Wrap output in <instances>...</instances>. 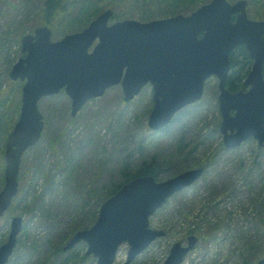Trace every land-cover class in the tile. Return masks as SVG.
<instances>
[{
    "label": "rangeland",
    "instance_id": "1",
    "mask_svg": "<svg viewBox=\"0 0 264 264\" xmlns=\"http://www.w3.org/2000/svg\"><path fill=\"white\" fill-rule=\"evenodd\" d=\"M73 1L68 0L67 18L84 0ZM93 1L100 13L109 0ZM155 2L136 6L130 3L125 18L152 19L142 13H162L166 6L163 1ZM247 2L250 18L264 17V0ZM45 4L46 0H0V99L8 96L6 106H0V124L5 125L0 127V188L5 165L2 140L11 114L18 116L23 84L21 80H11L8 74L22 56L21 36L41 24ZM188 10L180 13L193 9ZM162 15L154 18L167 16ZM114 20L112 15L110 22ZM61 22L57 26L54 22L53 40L71 27L67 19ZM217 97V78L212 76L205 82L201 99L183 108L159 131L147 125L152 107L148 84L130 101H124L120 85L111 86L103 95L89 100L75 116L70 115L71 100L64 91L40 99L38 106L45 121L41 139L23 154L19 177L22 191L12 213L7 211L0 218L1 244L7 238L10 217H22L14 252L6 264H63L70 253L77 259L68 264H97L93 255L85 254L86 243L82 241L58 256L52 254L54 244L63 246L71 236L66 232L76 218L72 214L74 207L79 210L84 206L78 215L84 222L77 229L85 228L84 224L91 225L96 220L101 202L120 181L123 166L134 170L152 163L159 169L157 180H163L199 166L197 162L213 153L215 164L208 165L207 173L173 194L150 216L149 226L163 230L165 235L130 264H161L175 242L185 243L191 229L214 226L217 232L206 240L201 238L181 264H255L264 255V221L259 224L264 219V189L260 190L264 185V154L253 140L233 149L220 146ZM241 163L250 172L247 177L239 169ZM33 241L38 244L36 252L27 253L26 247ZM128 248L127 242L120 244L113 264L125 261Z\"/></svg>",
    "mask_w": 264,
    "mask_h": 264
},
{
    "label": "water",
    "instance_id": "2",
    "mask_svg": "<svg viewBox=\"0 0 264 264\" xmlns=\"http://www.w3.org/2000/svg\"><path fill=\"white\" fill-rule=\"evenodd\" d=\"M112 14V9H105L83 29L57 40L52 39L48 25L21 36L23 56L8 74L23 84L19 113L4 144L0 217L18 191L23 153L41 138L44 120L38 102L61 89L71 100L70 115L75 116L88 100L111 86L120 84L124 101H130L149 83L153 106L147 125L158 131L176 112L198 101L205 81L216 76L224 146L234 148L253 137L264 150V17L249 18L247 0H210L187 14L147 21L110 22ZM240 45L252 59L243 81L248 89L232 92L226 86L229 55ZM203 171V167H192L163 180L152 174L131 178L100 204L94 223L75 231L63 251L84 241L85 253L93 255L97 264H113L119 245L127 242L122 264H129L165 234L149 226V217ZM21 228L22 217L13 215L7 238L0 244V264L8 262ZM196 241L191 234L186 245L175 242L162 264H180ZM255 264H264V255Z\"/></svg>",
    "mask_w": 264,
    "mask_h": 264
},
{
    "label": "trees",
    "instance_id": "3",
    "mask_svg": "<svg viewBox=\"0 0 264 264\" xmlns=\"http://www.w3.org/2000/svg\"><path fill=\"white\" fill-rule=\"evenodd\" d=\"M157 2L163 1L165 3V11L162 13H153L152 10L149 11L147 14H143L142 16H145V18H154L159 16V14H164L162 16H170L177 13H180L181 11H190L191 9H194L195 7L207 3L210 0H156ZM77 2V0H74L73 3ZM132 3L134 6L140 4H147V5H154L156 2L155 0H109L106 4V9L110 8L113 10V17L116 20L123 19L127 17L126 12L128 10L127 5ZM199 4V5H198ZM97 5L93 0H84L80 2L78 5L74 6L75 8L72 10L70 15L73 18L66 17L65 12L66 8L68 7V0H46L45 7L43 8V17L39 21L41 24H47L52 30L55 28L58 24L62 23L61 21L64 19H67L68 25L71 26L68 29V32H74L79 31L83 29L91 19H93L96 14L100 11V7L95 6ZM54 22L56 23V26L54 27ZM75 26V27H73ZM73 27V28H72ZM56 30V28H55ZM54 31V30H53ZM64 35V34H63ZM229 62H230V70L227 76L226 80V86L229 90L235 91L239 89H244L243 80L248 74L250 67H251V58L248 54V52L245 49L244 45L237 46L229 55ZM263 75H264V66H263ZM7 95L4 96L2 99H0V106L3 107V105L6 106L7 101ZM13 113V112H12ZM181 114V111L176 114V117ZM16 113L11 114L9 119V124L6 129V131H10L11 128L14 125V122L16 118L14 117ZM175 117V118H176ZM4 124H0V127H4ZM168 126V125H167ZM166 126V127H167ZM5 141V135L3 137V140ZM54 143V142H53ZM52 143V144H53ZM220 146L223 147L222 142L220 143ZM257 150L262 153V149L256 145ZM205 155V154H204ZM215 154H211L208 156H205L203 161L197 162L199 166L204 167V173H207L208 171V165L212 164L214 165V160L216 159ZM239 169L242 171V174L244 177H247L249 175V171L245 169V164L241 163L239 165ZM159 169L154 167L152 163L149 164H142L141 166H136L134 170L128 169L126 166H123L120 175L121 179L120 181L111 189V192L109 195H112L116 190L126 181L130 180L131 178L135 176L140 175H147L152 174L157 179L159 176ZM264 189V185H261L260 190ZM257 196H259L257 194ZM84 211V206H82L79 210H77L76 207L73 208L72 214H75L76 218H73L71 220V223L67 229L66 234L69 236L77 230V228L81 227L83 225L84 220L79 218L80 212L82 213ZM79 215V216H78ZM264 219L262 221H259V224H262ZM86 227H89L90 224H84ZM92 225V224H91ZM85 227V228H86ZM218 230L217 226L211 227L209 229L206 228H200V229H191L188 233L194 232L198 233L201 238L207 239L208 237H211L213 234H215ZM67 236V235H66ZM65 236V237H66ZM58 243L54 244V251L52 252L53 255L58 256L60 253H62V248ZM38 247V244L36 241H33L31 245H28L26 249L28 250L27 253H35L36 249ZM74 259H77V256L74 253H70L67 257L63 259V264H68L69 261H73Z\"/></svg>",
    "mask_w": 264,
    "mask_h": 264
},
{
    "label": "flooded vegetation",
    "instance_id": "4",
    "mask_svg": "<svg viewBox=\"0 0 264 264\" xmlns=\"http://www.w3.org/2000/svg\"><path fill=\"white\" fill-rule=\"evenodd\" d=\"M40 25H42V24H40ZM39 26V25H38ZM37 27V26H36ZM35 28V27H34ZM33 31H34V29H33ZM33 31L32 32H30V33H27V34H32L33 33ZM247 51V50H246ZM22 56H23V53H22ZM251 61H252V59H251ZM251 65H252V62H251ZM264 66V65H263ZM251 68V67H250ZM263 70V69H262ZM244 85V84H243ZM151 86V85H150ZM245 87V86H244ZM248 88L247 87H245L244 89H239V90H247ZM151 90H152V88H151ZM231 91V90H230ZM235 91H238V90H235ZM232 92H234V91H232ZM152 106H153V101H152ZM152 108V107H151ZM233 113V112H232ZM16 121V120H15ZM15 123V122H14ZM44 124H45V121H44ZM14 126V125H13ZM12 129V128H11ZM10 131H8L6 134L8 135V133H9ZM7 135L5 136V140H6V138H7ZM248 140H253V141H256V145H257V140L255 139V138H253V137H251V138H249V139H247L246 141H248ZM246 141H244V142H242L241 143V145L243 144V143H245ZM222 144H223V141H222ZM240 145V146H241ZM34 146V145H33ZM258 146V145H257ZM32 147V146H31ZM237 147H239V146H237ZM237 147H234V148H237ZM30 148V147H29ZM28 148V149H29ZM261 148V147H260ZM27 149V150H28ZM228 149H233V148H228ZM262 149V148H261ZM25 153V152H24ZM23 153V154H24ZM262 154H264V150L262 149ZM23 156V155H22ZM21 159H22V157H21ZM20 165H21V161H20ZM20 169H19V175H18V191H17V193H16V195L14 196V198L12 199V202H11V205L8 207V209L6 210V212L8 211V214H10V213H12V211H11V209L14 207V201H15V199H16V197L19 195V193H20V191H22V189H20V184H21V181H20ZM4 182V181H3ZM5 212V213H6ZM4 213V214H5ZM2 217V216H1ZM0 217V218H1ZM12 217V216H11ZM11 217H10V219H11ZM86 228H88V227H86ZM83 229V228H82ZM77 230H79V229H77ZM77 230H75V231H77ZM74 231V232H75ZM74 232L71 234V236L74 234ZM20 233V232H19ZM191 234H194V235H196L197 236V241H196V243L201 239V237H200V235L198 234V233H194V232H190V233H188V235L186 236V239H185V243H183V242H181V244H183V245H186L187 244V237L189 236V235H191ZM70 236V237H71ZM70 237L68 238V240L70 239ZM67 240V241H68ZM81 242V241H80ZM83 242V241H82ZM17 243V242H16ZM195 243V244H196ZM78 244V243H77ZM195 244H194V246H195ZM65 245V244H64ZM63 245V246H64ZM63 246L61 247V248H63ZM194 248V247H193ZM192 248V249H193ZM15 249V248H14ZM72 249V248H71ZM191 249V250H192ZM62 251H63V249H61ZM68 250H70V249H68ZM191 250H189V251H191ZM67 251V250H66ZM86 251V250H85ZM128 251V250H127ZM13 252H14V250H13ZM13 252H12V254H13ZM189 253V252H188ZM11 254V255H12ZM86 254V253H85ZM87 255V254H86ZM187 255V254H186ZM185 255V256H186ZM11 257V256H10ZM9 257V258H10ZM127 257V256H126ZM136 258V257H135ZM134 258V259H135ZM166 258V257H165ZM185 258V257H184ZM126 260V259H125ZM184 260V259H183ZM9 261V260H8ZM164 261V260H163ZM6 264V263H5ZM122 264V263H121ZM162 264V263H161Z\"/></svg>",
    "mask_w": 264,
    "mask_h": 264
}]
</instances>
